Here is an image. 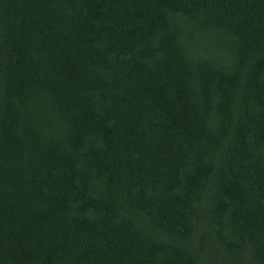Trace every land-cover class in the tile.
<instances>
[{
	"label": "trees",
	"instance_id": "16d2710c",
	"mask_svg": "<svg viewBox=\"0 0 264 264\" xmlns=\"http://www.w3.org/2000/svg\"><path fill=\"white\" fill-rule=\"evenodd\" d=\"M0 264H264V0H0Z\"/></svg>",
	"mask_w": 264,
	"mask_h": 264
}]
</instances>
